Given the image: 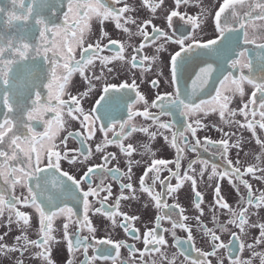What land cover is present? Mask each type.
Instances as JSON below:
<instances>
[{"label":"snow or ice","instance_id":"snow-or-ice-1","mask_svg":"<svg viewBox=\"0 0 264 264\" xmlns=\"http://www.w3.org/2000/svg\"><path fill=\"white\" fill-rule=\"evenodd\" d=\"M11 3L14 7L12 11L7 12L6 24L9 28H17V34L6 37L4 33H0V102L7 106L9 113H13L18 107L13 98L19 90L24 99L31 100V110L27 111L26 120L19 119L13 123L12 119L5 116L3 122L0 123V145L6 144L8 148L6 151L4 147H0V178L3 180V184H0V227L7 229L0 234V257L11 259L13 264H25L28 256L40 260L41 264H58L53 250L59 252L56 246L63 242L68 254L63 264H76L75 255L81 249L84 256L81 264H95L98 260H111L112 264H116L121 248L128 250L130 258L121 261L120 264H135L134 258L138 252L141 264H147L143 261V257L151 252L159 253L161 264H175V256L169 258L166 250L162 251L168 244L163 233H169L177 248L182 249L187 243L191 250L197 253V258L192 259L188 250L180 251L179 254L184 257L187 264H211L207 258L216 256L219 249L228 251L230 264H253L256 258H259L260 264H264V252L255 251L256 246L264 245V222H250L252 215L250 209L264 208V191H259L257 194L258 190L254 191L253 185L245 179L249 176L253 180L264 182V139L257 135V129L264 130V43L258 45L261 51L257 55L255 67L252 59L248 57V49L236 52L241 47V40L247 45L255 44L257 38L264 39V32H261L258 37L256 33L250 35L248 31L249 26L257 27L255 21L264 22V0H223L213 17L214 30L218 35L207 42L198 40L195 34L196 29L201 26L200 17L181 14L178 10H171L165 17L167 28L172 29L173 18L179 17L181 21L191 26L193 35L176 36L174 31L170 34L169 31L152 24L151 20L138 23L134 16L125 15L137 11L127 3V0H67V12L64 14V22L61 25H56L52 17L54 11H59V8L63 6L64 0H31L28 5H26V0H11ZM162 3L163 0H160V3H155L154 0H142L141 6L149 8L155 14ZM188 3L189 0H175L177 9L180 4ZM121 4H123L122 7H117ZM17 6L21 10L20 13L16 11ZM241 9H247V11L241 13ZM4 12V8H0V13ZM253 13L256 14L253 15ZM201 15L206 16L207 13L202 12ZM93 17L101 25L105 21H113L116 29L122 30L129 38L142 37V42L133 49L130 58H126L124 54L127 45L109 38V33L104 30L100 31L99 38L94 42L89 41L88 37L92 31L90 21ZM70 18L71 23H69ZM128 25H135L137 30L133 32ZM149 25L152 27L151 33L146 31ZM259 27L264 28V24ZM68 36H71L75 45L79 47V58L75 55L73 45L64 39ZM162 38L165 44H175L180 49L170 56L171 92L157 93L155 99L149 102L138 90L139 86L135 78H132L130 83L128 80L119 84L106 82L102 86L103 94L99 96L91 109L85 110L82 100L96 91L97 86L93 81L105 79V69L108 73L113 72V68L109 67L113 61H120L128 65L130 69L142 68L150 71L152 65L158 60V55H145L144 49L156 45V42ZM104 39L108 42L102 43ZM113 46L117 48L114 55L103 54ZM198 49L204 50L205 54H214L225 64L234 52L240 58L248 57L243 65L240 59H231L230 65L231 68L237 66H241L242 69L247 68L248 74L241 71L237 80L229 73L220 85V88L224 89L225 83L231 82L234 92L241 97L242 107L238 110L230 109L229 103L232 97L222 96L220 90H217L213 101H223L219 110L223 125L229 128L235 125L238 129L251 132V136L262 149L261 155L256 156V164L244 166L239 158L235 161L229 158L230 150L236 149L238 155L244 142L242 137H238L234 143H230L232 137L235 136L234 132H225L223 127L214 126L215 130L222 134L221 138L211 140L205 136L202 140L197 132L206 126L202 125L200 119L186 124L183 131H173L176 127L174 122L162 121V117H171L177 111L182 116L189 117L191 114L203 111V105L213 102L200 100L197 103L196 97L207 87L217 68L205 61L203 63L207 66L200 67L194 79L191 76L185 79V66L189 54ZM161 51H166L163 44L156 46V53L159 54ZM97 61L100 65V75L94 74ZM145 62H148L147 68H145ZM89 72L92 74H87ZM74 73H79L86 83V91L78 95H73L69 91ZM181 80H185L183 89ZM189 80L190 89L187 86ZM245 82L254 89L247 102H243ZM151 84L152 87L159 88L160 81L155 79L151 81ZM40 86L48 89L47 100L44 103H41V93L35 91ZM33 93L35 98L31 99ZM65 93L68 99H62ZM257 94H259L258 104ZM129 100L132 102L128 103ZM122 104L127 109V120L115 114ZM140 104L143 105V110L136 108ZM151 109H157L158 112H152ZM257 109L260 111L257 112ZM65 110L67 117L72 121H79L80 130L67 131V134L57 144L52 141L66 129L68 124L65 120ZM101 110L102 114L97 115V112ZM46 113L55 115L53 119L45 120L44 114ZM257 114L260 117L259 120L256 119ZM237 115L243 117V122L235 119ZM136 117H143L145 121L151 123L138 126L133 123ZM35 119L43 121L46 125L42 133L35 131L29 123ZM100 121L104 122L98 123ZM14 127L16 131H13ZM153 128L156 131H151ZM162 130L170 132L171 139ZM97 131L103 133V139L95 146V152L102 154V163L89 165L93 149L88 142L95 137ZM138 132L148 137V142L140 146L143 149L141 153H138L137 147L131 142L125 143L134 133ZM109 133H112L111 138H109ZM158 134L163 136L165 142L175 150L176 156L173 161L163 158L151 159L143 174L138 178L139 191L148 194L153 206L160 213L154 218V227L147 228L143 234V251L140 252L134 244L113 241L109 237L97 239L95 237L97 229L89 218L90 210L105 217L112 226H117L116 217H120L121 221L118 226L126 235L134 240L141 239L139 229L134 227V222L140 217L121 211L120 205L121 201L137 199V190L132 183L133 169L139 166L141 161L133 159V156L134 154H150L155 157L151 143L155 141ZM5 136H8L7 141H5ZM45 138L52 143L47 149L46 163H42L35 145ZM70 138L79 140L80 147L69 148ZM109 145L118 148L124 158L126 170L119 167V157L116 152L106 151ZM201 148L204 151L214 150L213 155L218 153L224 161L223 168L221 169L216 163L210 165L208 160L201 159L199 155ZM186 150L196 153V156L189 160L187 168L182 172L181 161L185 157ZM33 153L36 155L33 156ZM62 161H67L69 165H77L79 161L80 164L86 166V170L77 178L75 174L63 170ZM113 161L117 162L115 166H112ZM170 163L174 164V169L168 167ZM197 164L201 165L199 170L196 168ZM163 171H167L168 175L161 178ZM206 172H209V181H216L213 188L212 228H209L202 219L204 200L202 192L197 190L198 181H203ZM149 174H151V182L146 183ZM225 178L239 195V202L235 208L228 202V193L222 191L221 181ZM97 179L99 183L95 182ZM109 179L119 184V195L116 196L114 205L107 204L113 196L112 184L106 182ZM173 180L176 181L175 185L172 183ZM186 182L193 190L194 208L199 213L195 217V230L207 237L211 251L206 252L196 247L193 226L185 223L189 220V217L184 214L185 209L178 204L167 202L169 197L175 198V194ZM157 184L160 185V191L156 190ZM17 185L26 189V194L22 191L18 195ZM84 185H86V190L82 187ZM241 185L246 189V195L240 194ZM126 192L129 194L126 195ZM90 197L95 198V203L99 204V207L93 208ZM70 202L82 204V217L74 211L72 206H69ZM21 206L35 210L39 225L37 239H30L28 235V230L32 226V216L20 210ZM177 208L179 212L176 215L179 219L172 215ZM5 209L8 210L6 223L3 221ZM165 209L168 210L167 213L164 212ZM217 209L228 213L230 218L226 223H217ZM61 216L66 217V221L63 223L62 236L58 238L54 234L57 230L53 228V221ZM73 217H75L74 220ZM164 221H168L171 227L164 228L162 226ZM71 224L79 226L72 233L69 231ZM13 225L20 234L14 237L12 244H8L5 238L13 231ZM228 225H233L238 232L230 231ZM84 229H87L88 236L81 235ZM177 229L186 232V240L177 236ZM249 229H259V235L254 243L245 244L242 235H248ZM217 232H229L231 240L227 244L224 243ZM236 243L239 244L241 251L247 247L251 252V258L239 260L233 257L231 248ZM90 248L96 254L88 256ZM17 253L19 255L15 256ZM151 264H156L155 259L151 261ZM217 264H224V259L217 257Z\"/></svg>","mask_w":264,"mask_h":264},{"label":"flooded vegetation","instance_id":"flooded-vegetation-1","mask_svg":"<svg viewBox=\"0 0 264 264\" xmlns=\"http://www.w3.org/2000/svg\"><path fill=\"white\" fill-rule=\"evenodd\" d=\"M142 0H127V3L136 8L137 11L134 13H126L125 15H132L134 16L138 23L144 21V20H151L152 24L156 25L157 27H160L161 29L169 31L171 34L173 31L175 32L176 36H182V35H193V32L191 31V26L188 25L186 22L181 21L179 17L173 18V28L168 29L167 23L165 17L169 14L171 10H178L181 14H187L189 16H199L201 21L200 28L196 29L195 34L198 40L202 42H207L210 39L216 38L218 33L214 30V20L213 17L215 15V12L218 11L219 6L223 3V0H189L188 4H180L178 9L175 5V0H163V3L160 5L159 8H157L155 14H153L149 8L142 7L141 6ZM155 3H160V0H154ZM31 0H26V5L30 4ZM123 4L118 5L117 7H122ZM13 5L11 3V0H0V8H4L5 12L0 13V33H4L5 36L15 35L17 34V28H9L6 24L7 20V12L13 10ZM59 7V6H58ZM67 0H64L63 6L59 8V11H54L53 14V22L56 25H61L64 22V14L67 12ZM75 8V4L73 5ZM16 11L18 13L21 12V10L16 7ZM247 11V9H241V13ZM259 10L257 9V12ZM207 13V15H201V13ZM82 14V13H81ZM256 13H253L255 15ZM71 18L69 20V23H71ZM83 23V22H82ZM257 27H248L249 34L256 33L259 37V34L261 32H264V28L259 27L261 24H264L262 21H255L254 22ZM91 24V34L89 35L88 39L90 42H94L97 38H99V34L101 30H104L109 33V38L116 39L120 43H124L127 45L126 51H125V57L130 58V55L133 53V49L140 45L142 42V37L140 36H133L131 38L128 37L126 33H124L122 30L116 29L115 24L113 21H105L103 25H101L94 17L90 21ZM132 29L133 32L137 30L135 25H128ZM152 27L151 25L148 26L146 31L151 33ZM57 39H60V37H57ZM68 43H71L74 47L75 55L77 58H79V52L80 49L78 46L75 45V41L72 39L71 36L64 38ZM108 40L104 39L102 43H107ZM264 43V39L257 38L255 44H243V40H241V47L236 50V52H239L243 49H248V57H250L253 61V65L255 67L256 64V58L258 53L261 51V49L258 47L259 44ZM163 44V47L166 49V51H161L159 54L156 53V46ZM117 48L115 46L111 47L110 49L106 50L104 55H114ZM179 46L175 44L167 43L165 44L163 42V38L156 42V45H151L144 49V54L148 56L152 55H158V60L155 62V64L152 65L150 71H146L142 68H136V69H130V67L126 64L121 63L120 61H113L112 64L109 65V67L113 68V72L108 73L107 70H104V77L105 79H102L101 81H93L96 83V91L94 93L89 94L88 97L82 100V106L85 108V110H89L94 106L95 101L99 98L100 95H102V86L106 82L110 83H116L119 84L120 82L124 80H128V82H131L132 78H135L137 81V84L139 86L138 90L141 92V94L145 95V97L148 99L149 102H151L153 99H155V96L157 93L163 94L164 92H171L172 87L169 83L170 79V69H169V61L170 56L175 53V51H179ZM198 56L190 58V60H203V61H209L213 63V67L219 69V77H221V80L217 83V86L211 96L208 98L202 99V100H208L213 101V97L216 96L217 90L221 91L222 96H231L232 99L229 103L230 109L238 110L240 107H242V100L238 93L234 92V86L231 84V82H226L224 89L220 88L221 82L224 80V77L229 75L231 73V76L235 79H239L241 75V71H243L244 74H248L247 68H241V66H237L236 68H231V59H240L241 65H243L246 62L245 58H240L236 55V53H232L231 59L228 60V62L225 64L224 61L217 56H215L212 53L205 54L204 50L198 49ZM148 62H145V68H147ZM189 65L193 66L194 63H190ZM222 66V67H220ZM227 69V70H225ZM160 73H163V75H160ZM87 74H92L91 72ZM95 75H100V65L99 61L96 62V67L94 69ZM258 74V73H257ZM158 79L160 81L159 88L152 87L151 81ZM244 89V97L243 102H247L249 98L251 97V93L254 90L251 85L247 84L246 82L243 84ZM35 91H39L41 93V103H44L47 100V94L48 89L46 87L40 86L35 89ZM69 91L73 95H78L84 91H86V83L83 81V79L80 77L79 73H74L71 81V85L69 87ZM134 95V93L132 94ZM34 93L31 96V99H34ZM14 101L17 103L18 107L13 113L8 112V108L6 105H4L2 102H0V123L3 122L5 116H7L9 119L13 120V123H15L16 120L19 119H27V111L31 110V100L30 99H24L20 93L19 90L17 91V94L14 96ZM62 99H68L67 93H65L62 96ZM132 101L129 100L128 103H131ZM197 103L200 102V100L196 101ZM223 103L222 100L219 101H213L212 103L208 105H203V111H200L198 113L191 114L189 117H184L180 114L179 111L175 112L173 116H164L162 117V121L168 122L172 121L175 123L176 127L173 129V131L180 130L183 131V127L188 124L192 123L196 119H200L202 125H205L206 127L201 128L198 130L197 135L202 140L205 136L210 138L211 140H219L221 138V133L217 132L215 130L214 126L223 127L225 132H234L235 136L232 137L230 140V143H234L235 140L238 137L243 138V144H242V150L239 151V154L237 155L236 149H231L229 153V158H231L233 161H235L237 158L241 160L242 165L247 166L248 164H256V156L261 155L262 149L261 147L255 142V139L251 136V132L246 129H238L237 126L233 125L231 128L228 126L223 125V122L221 121L219 117V110H220V104ZM259 103V94H257V104ZM23 105L20 107L19 105ZM251 107V106H250ZM137 109L143 110V105H137ZM152 112H158L157 109H151ZM260 110L257 109V112ZM207 113V115H205ZM102 110L97 112V115H101ZM116 115L122 117L124 120H127V109L122 104L119 106V108L115 112ZM54 113H46L44 114V119H53ZM235 119L240 120L243 122V117L240 115H237ZM257 120L260 119L259 115L257 114L256 117ZM65 120L68 121V124L66 125V129L64 131H61L59 135L56 137V139L52 142L59 143V140L63 138L64 135L67 134V131H79L80 125L79 121H72L69 117L66 115L65 110ZM104 121H100L98 123H103ZM29 123L32 124L35 131L42 133L45 130L46 125H44L43 121L39 119H35L33 121H30ZM133 123L137 124L138 126H146L147 124L151 123L150 121H145L143 117H136L134 118ZM53 128L55 129V125H53ZM23 131V129H20ZM13 131H16V128H13ZM151 131H156L155 128L151 129ZM164 131L165 135L169 136V139H171V133L167 130ZM8 135H11V133H8ZM112 133H109V138H111ZM257 135L261 137V139H264V130L257 129ZM8 136H5V141H7ZM40 138H38L39 140ZM103 139V133L97 131L95 137L91 141L88 142V144L93 149V156L90 158V161L88 164L92 163H102L101 160V153L95 152V146L98 142H100ZM48 141L46 138L43 139L42 142H39L35 145L37 152L40 154L42 163H46L47 159V149L52 143ZM131 142L134 146L137 147L138 153L143 152V149L140 147L143 143L148 142V137L143 133H134L132 137H130L129 141H126L125 143ZM22 147L27 148V145H21ZM0 147H4L7 151V145H0ZM63 146H61L62 148ZM68 147L71 149L79 148V140L77 139H71L69 141ZM151 148L155 152V157H152L150 154L147 155H140V154H134L133 159L140 160L141 163L139 166L135 167L133 169V186L136 188V196L137 199L135 200H127V201H121L120 210L123 212L128 213L129 215H136L139 216L140 219L134 222V227L139 229V234L141 235L140 240H134L131 237L127 236L126 233L118 226V224L121 221L120 217H116L117 220V226H112L111 222L108 221L105 217H103L100 214H95L94 211L89 212V218L92 221V225L97 229L95 232V237L97 239L99 238H105L109 237L113 241H123L126 243L134 244L135 247L140 250V252L144 249L143 244V234L146 231L147 228L154 227V218L160 214L158 210L153 206V202L151 201V198L148 196L147 193H143L139 191V183L138 178L143 174L145 167L147 166V163H150L151 159L153 158H163L168 161H173L175 159L176 153L173 148L170 147L168 143L165 142L163 136L157 135L154 142L151 143ZM60 150V149H55ZM106 151L109 152H116L119 157V167L122 170L125 169V162L122 155L119 153V150L114 145H109ZM212 149L209 151H204L203 148L199 149V155L201 159L208 160L211 163H216L220 165L221 169L223 168L224 161L220 158L219 154L213 155ZM36 153H33V156H35ZM196 156V153L185 151V157L181 161V171L183 172L184 169L187 168V164L189 160L194 159ZM117 164L116 161H113V165L115 166ZM19 166V165H18ZM168 167L174 169V164L170 163ZM201 165L197 164L196 168L199 170ZM62 168L63 170L69 171L70 174H75L77 178H79L80 175L83 174V171L86 170V166L79 163L77 165H69L67 161H62ZM7 171V169H5ZM210 172V168H209ZM209 172H206L203 178V181H198L197 184V190H200L203 195V204L202 208L204 209V215L202 217L204 223L208 225L209 228L213 227V224L211 222L212 220V207H213V201H214V194H213V188L216 183L215 180L209 181L208 175ZM168 175L167 171L161 172V178ZM151 174H149V178L146 180V183H150ZM245 179L249 180V182L253 185L254 191H257V194H259V191H264V182L253 180L251 177L246 176ZM96 183H99V180L97 179L95 181ZM107 183L112 184L113 189V196L107 201L108 205H114L116 196L119 195V184L111 181L110 179L106 181ZM125 182H127L125 180ZM173 185L176 184V181H172ZM0 184H3L2 178H0ZM7 187V185H4ZM85 187L86 185L82 186ZM221 188L222 191L225 193H228V202L231 204L234 208L237 207V204L239 202V195L236 193L235 189L232 188L231 184H229L228 179L225 178L223 181H221ZM156 190L160 191V185H156ZM24 192L26 194V189H22L19 185H17L16 192L19 195L21 192ZM128 195L129 193H125ZM240 194L246 195V189H244L243 185L240 186ZM102 195H104L102 193ZM90 202L93 204V208L99 207V204L95 203V198L90 197ZM167 202L169 204H178L180 207L185 209L184 214L189 217L188 221H185V223L190 224L193 226V235L195 238V245L197 248H200L203 251H211V248L209 247L207 243V237L203 236L201 232H198L195 230V217L199 214L198 211L194 208V195L193 190L190 187L189 183H185L175 194V198L169 197L167 199ZM74 208V211H77L78 214L82 217L83 215V208L82 204H79L77 202H70V205ZM20 210L25 211L26 213L30 214L32 216L31 221V228L28 230V235L30 239H37V231H38V217L35 214V210L31 208H24L21 206ZM165 213L168 212V210H164ZM179 212V208L175 210V212L172 213L173 217L176 219H179V216L176 215V213ZM250 212L252 213L250 217V222H264V208H261L259 210H256L255 208L250 209ZM217 215V223L218 224H224L227 222V220L230 218L228 213L226 211H222L217 209L216 211ZM8 216V210L5 209V214L3 217V221L6 223ZM75 217H73V220ZM66 221V217H58L55 218L53 221V228L57 231L54 233L58 238L62 236V227L63 223ZM162 226L164 228H170L171 225L168 221H164ZM79 226L76 224H71L69 227L70 233L75 232ZM228 228L230 231H237L233 225H228ZM7 229L5 227H0V234H3ZM248 235H242V239L245 242V244H251L254 243L255 238L259 235V229H249ZM20 232L16 230L15 225H13V231L5 238L6 242L8 244H12L14 242V237L19 235ZM165 238L168 241V244L165 249H162V251L166 250L169 258H172L175 256V264H187V261L184 260V257L181 256L179 253L181 250H188L190 252V256L192 259L197 258V253L193 250H191L190 246L185 243L183 245V248H177L175 246V241L172 239L171 235L169 233H163ZM176 234L179 238L182 240H186V232L177 229ZM218 235L221 236V240L224 243H228L231 240V236L229 232H217ZM83 236H88L89 233L87 232V229H84V231L81 233ZM59 249V252H57L55 249L53 250V255L58 264H63V262L68 258V254L65 250L64 243L61 242L59 245L56 246ZM111 247V246H108ZM151 247V246H150ZM103 249L101 248V251ZM233 257L239 260H246L251 258V252L250 250L245 247L243 251L240 250L239 244H233L231 248ZM255 251L257 252H264V245H258L255 247ZM96 254L93 249H89L88 256H92ZM19 254H15V256H18ZM217 257H221L224 259V264H230V260L228 258V251L225 249H219L217 251L216 256L208 257L211 261V264H217ZM15 258V257H13ZM130 258V254L126 248L120 249V255L119 258L116 260V264H120L121 261L127 260ZM84 256L82 249L78 251L75 255V261L76 264H81V261H83ZM155 259L156 264H161L159 253L151 252L148 254H145L143 257V261L147 262V264H151V261ZM135 264H141V257L139 252L136 254L134 258ZM0 264H13V261L8 258L0 257ZM25 264H41L40 260L38 259H32L30 256H28L25 259ZM95 264H112V261H103L98 260L95 262ZM253 264H260L259 258H256L253 260Z\"/></svg>","mask_w":264,"mask_h":264},{"label":"water","instance_id":"water-1","mask_svg":"<svg viewBox=\"0 0 264 264\" xmlns=\"http://www.w3.org/2000/svg\"><path fill=\"white\" fill-rule=\"evenodd\" d=\"M198 52L199 51L197 50L196 52L189 54V58L197 57L198 56ZM194 61L195 60H192V62H194ZM203 62H205V61H203V60L197 61L196 60L194 62L195 63L194 64V66H195L194 69H195L196 74L199 73V68L200 67H206L207 66V64L206 63H203ZM206 62L213 65L212 62H209V61H206ZM187 64H188V62H187ZM187 64L185 66L186 67V76H185V79L188 76H191L194 79L195 78V75H192L191 74V70L193 68H191V67L189 68V66ZM218 73H219V69H217V71L213 72V74H212V76H211V78L209 80V83H208L207 87L202 92H200L198 94V96L196 97V101L197 100H201V99L208 98L210 95L213 94V92H214V90H215V88L217 86V83L221 80V77H219V74ZM187 86L190 89V80L188 81ZM181 87H182V89L185 87V80H181Z\"/></svg>","mask_w":264,"mask_h":264}]
</instances>
